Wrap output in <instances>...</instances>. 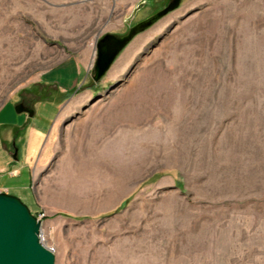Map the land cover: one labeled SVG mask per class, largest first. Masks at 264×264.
<instances>
[{"label": "rangeland", "instance_id": "rangeland-1", "mask_svg": "<svg viewBox=\"0 0 264 264\" xmlns=\"http://www.w3.org/2000/svg\"><path fill=\"white\" fill-rule=\"evenodd\" d=\"M168 1L0 0V108L59 111L11 194L54 264H264V0H180L93 80Z\"/></svg>", "mask_w": 264, "mask_h": 264}, {"label": "water", "instance_id": "water-1", "mask_svg": "<svg viewBox=\"0 0 264 264\" xmlns=\"http://www.w3.org/2000/svg\"><path fill=\"white\" fill-rule=\"evenodd\" d=\"M179 3L180 0H169L160 11L129 28L125 35L116 37L107 34L98 40L93 80L98 81L105 75L117 55L136 35L177 9ZM15 111L32 115L23 103H19ZM41 225V220L31 214L20 199L0 192V264H54L52 250L39 238Z\"/></svg>", "mask_w": 264, "mask_h": 264}, {"label": "crops", "instance_id": "crops-1", "mask_svg": "<svg viewBox=\"0 0 264 264\" xmlns=\"http://www.w3.org/2000/svg\"><path fill=\"white\" fill-rule=\"evenodd\" d=\"M60 80L42 78L44 85L58 84ZM59 89L61 86L57 85ZM16 102L7 101L0 108V192L19 195L26 190H32L33 172L31 162L39 154L49 131L56 122L57 105L53 99H45L33 106H27L32 111L17 113ZM25 106V105H24ZM40 108V109H39ZM48 108L47 113L42 109ZM57 114L50 127L46 125L53 112Z\"/></svg>", "mask_w": 264, "mask_h": 264}, {"label": "built area", "instance_id": "built-area-1", "mask_svg": "<svg viewBox=\"0 0 264 264\" xmlns=\"http://www.w3.org/2000/svg\"><path fill=\"white\" fill-rule=\"evenodd\" d=\"M34 216L37 217L39 220H42V218L44 217V215L42 214H35ZM39 238L43 242L41 232H40Z\"/></svg>", "mask_w": 264, "mask_h": 264}, {"label": "flooded vegetation", "instance_id": "flooded-vegetation-1", "mask_svg": "<svg viewBox=\"0 0 264 264\" xmlns=\"http://www.w3.org/2000/svg\"><path fill=\"white\" fill-rule=\"evenodd\" d=\"M24 104V103H23ZM25 105V104H24Z\"/></svg>", "mask_w": 264, "mask_h": 264}]
</instances>
